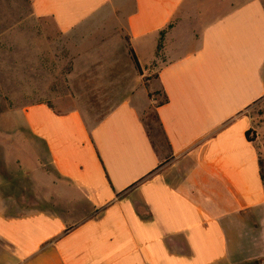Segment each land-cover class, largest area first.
Returning <instances> with one entry per match:
<instances>
[{
    "label": "crops",
    "instance_id": "obj_1",
    "mask_svg": "<svg viewBox=\"0 0 264 264\" xmlns=\"http://www.w3.org/2000/svg\"><path fill=\"white\" fill-rule=\"evenodd\" d=\"M30 5L61 35L95 40L81 42L73 73L79 58L135 70L129 43L142 70L160 61L151 89L166 101L151 103L158 143L141 119L150 103L130 87L90 126L76 109L25 106L52 178L35 208L0 198V264H237L253 257V243L264 254V218L252 220L264 213L260 154L246 137L256 134L251 106L264 99V0ZM108 13L128 39L117 36L115 48L107 35L97 39L114 31L103 21Z\"/></svg>",
    "mask_w": 264,
    "mask_h": 264
},
{
    "label": "rangeland",
    "instance_id": "obj_2",
    "mask_svg": "<svg viewBox=\"0 0 264 264\" xmlns=\"http://www.w3.org/2000/svg\"><path fill=\"white\" fill-rule=\"evenodd\" d=\"M116 19L108 13L103 21L106 25L112 23L114 31L97 33V39L107 35L114 48L119 46L117 36L126 39ZM84 39L91 40L87 45L96 43L85 35L72 37L56 32L50 18L33 15L30 0H0V198H15L21 210L35 208L37 192L45 189L52 178L45 145L26 128L25 106L45 102L59 113L76 109L90 126L127 98L125 91L130 87L133 98L150 103L141 119L153 141L159 142L151 103L162 101L163 95L152 90L151 85L160 61L139 74L126 62L117 66V73L109 64H83L79 58V72L73 73V59L82 55ZM86 49L93 51L91 47ZM105 50L98 49L97 53ZM117 55L121 58L119 51ZM249 114L256 127L255 146L264 160V99L253 104ZM263 218V212L252 216L253 222ZM255 245L251 250L253 257L238 256L237 264H264V254H259L263 247Z\"/></svg>",
    "mask_w": 264,
    "mask_h": 264
},
{
    "label": "trees",
    "instance_id": "obj_3",
    "mask_svg": "<svg viewBox=\"0 0 264 264\" xmlns=\"http://www.w3.org/2000/svg\"><path fill=\"white\" fill-rule=\"evenodd\" d=\"M160 35H161V37H160V39H159V41H158V44H157V51H159L160 48L162 47V43H161V42H162L163 31L160 32ZM126 40H127V42H128L127 37H126ZM127 46H128V53H129V55H130V57H131V59H132V61H133V64H134V66H135L137 72H138L139 74H142L141 66H140V64H139V62H138V60H137V58H136V55H135L133 49L131 48V46L129 45V43H128ZM155 77H156V75H155ZM165 101H166V97L163 95V100L160 101V102H157V104H162V103H164ZM48 105H49V104H48ZM49 106H51V105H49ZM51 108H52V107H51ZM251 134H252V135H251ZM250 135H251V136H250ZM246 137H247L248 140H250V141H254V139H255V131H254V129H249V130H247V131H246ZM258 163H259V174H260V179H261L262 184H263V186H264V160H263L261 157H259V159H258ZM161 164H163V163H161ZM159 166H160V165H159Z\"/></svg>",
    "mask_w": 264,
    "mask_h": 264
}]
</instances>
